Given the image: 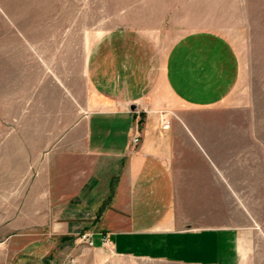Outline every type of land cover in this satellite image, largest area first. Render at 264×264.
I'll use <instances>...</instances> for the list:
<instances>
[{"label": "crops", "instance_id": "1", "mask_svg": "<svg viewBox=\"0 0 264 264\" xmlns=\"http://www.w3.org/2000/svg\"><path fill=\"white\" fill-rule=\"evenodd\" d=\"M188 27L166 50L143 32L117 31L90 52L89 93L75 94L76 121L45 150L34 189L61 236L84 231L122 257L239 262L238 226L226 205L233 196L260 199L263 163L231 158L228 139L236 134L200 142L195 120L179 112L248 107L227 99L242 80L244 57L227 37L229 25ZM162 111L179 114L169 128L159 122ZM192 138L201 150L193 151Z\"/></svg>", "mask_w": 264, "mask_h": 264}, {"label": "rangeland", "instance_id": "2", "mask_svg": "<svg viewBox=\"0 0 264 264\" xmlns=\"http://www.w3.org/2000/svg\"><path fill=\"white\" fill-rule=\"evenodd\" d=\"M200 20L229 25L244 66L227 99L248 107L179 114L195 120L198 140L236 134L231 158L264 168V0H0V264H184L122 257L81 241L84 231L61 236L36 191L45 150L76 121L75 94L89 93L90 52L117 31L143 32L166 50ZM178 115L162 111L159 122L169 128ZM219 116L227 123L200 121ZM192 142L193 151L211 143ZM257 197L226 205L238 226L237 264H264V193Z\"/></svg>", "mask_w": 264, "mask_h": 264}, {"label": "built area", "instance_id": "3", "mask_svg": "<svg viewBox=\"0 0 264 264\" xmlns=\"http://www.w3.org/2000/svg\"><path fill=\"white\" fill-rule=\"evenodd\" d=\"M166 125L168 126L169 123L166 122ZM80 239H81V241L83 240V241L89 242L90 244H93L90 235L87 234V233H83V234L81 235V238H80Z\"/></svg>", "mask_w": 264, "mask_h": 264}, {"label": "bare ground", "instance_id": "4", "mask_svg": "<svg viewBox=\"0 0 264 264\" xmlns=\"http://www.w3.org/2000/svg\"><path fill=\"white\" fill-rule=\"evenodd\" d=\"M92 240V239H91Z\"/></svg>", "mask_w": 264, "mask_h": 264}]
</instances>
